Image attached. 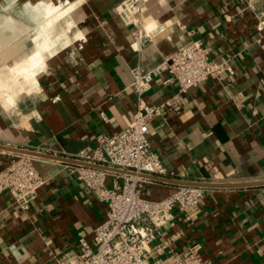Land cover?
I'll use <instances>...</instances> for the list:
<instances>
[{
  "label": "crops",
  "instance_id": "0c3cea01",
  "mask_svg": "<svg viewBox=\"0 0 264 264\" xmlns=\"http://www.w3.org/2000/svg\"><path fill=\"white\" fill-rule=\"evenodd\" d=\"M39 1L47 0H0V13L27 21L18 9ZM49 1L73 5L66 16L71 37L47 56L35 87L13 95L8 105L0 98V144L51 146L61 156L94 147L98 134L121 131L136 111L130 87L136 62L152 70L199 40L212 59L227 60L231 69L177 98V86L163 83L165 74L155 77L145 100L172 105L151 120L149 139L168 174L148 188L159 200L182 182L226 186L206 187L193 219L175 211L161 228L169 242L164 255L198 244L212 264H264V184L248 185L264 181V27H258L264 0H148L146 24L158 26L140 53L131 46L134 27L115 12L123 0ZM27 34L18 55L17 37L5 32L0 72L23 56L31 41ZM11 153L0 149V171ZM69 164L36 161L46 182L28 210L8 193L0 195V264H58L80 237L92 241L107 205Z\"/></svg>",
  "mask_w": 264,
  "mask_h": 264
},
{
  "label": "built area",
  "instance_id": "2783aa9c",
  "mask_svg": "<svg viewBox=\"0 0 264 264\" xmlns=\"http://www.w3.org/2000/svg\"><path fill=\"white\" fill-rule=\"evenodd\" d=\"M147 1L123 0L115 10L122 22L134 27L131 46L138 53L152 40L158 26L146 24ZM258 27L263 28L264 21ZM230 69L227 60L212 59L210 48L199 40L171 52L152 70L145 69L140 59L136 62L131 68L130 87L137 105L128 124L119 132L98 134L94 147L65 156L83 162L70 163V172L107 205V212L105 219L95 226L92 241L80 237L77 248L64 252L57 259L58 264H212L201 254L198 244L181 251L170 250L164 255L169 242L161 228L173 220L175 211L190 219L197 216L208 189L180 184L165 198L150 197L148 186L156 181L144 175L163 177L168 171L152 149L149 124L172 103L166 100L151 104L145 100V95L158 75H166L165 85L177 86L173 95L177 98L208 79H219ZM36 151L61 156L51 146ZM37 160L52 159L11 153L7 166L0 171V195L8 193L13 203L24 210L31 207L46 182L35 165ZM109 178L112 179L110 186ZM157 239L159 243L151 246Z\"/></svg>",
  "mask_w": 264,
  "mask_h": 264
},
{
  "label": "rangeland",
  "instance_id": "374dc122",
  "mask_svg": "<svg viewBox=\"0 0 264 264\" xmlns=\"http://www.w3.org/2000/svg\"><path fill=\"white\" fill-rule=\"evenodd\" d=\"M68 5L69 4L61 5L59 2H51L47 0L39 1L29 8H23L21 6L18 9L23 13V17H25L27 22L30 23L34 29L32 30L33 33L31 32L29 35L31 41L27 50L23 52V56L18 57L23 58L19 59L17 62L23 63L26 58L40 56V61L37 65H35L36 61L31 63V61L29 62L28 60L27 63H25V60L23 65L27 64V69L33 67L31 70L36 73L41 71V62L46 60L48 55L54 53L59 44H63L64 41L68 40V37H71L66 17L71 11L66 10L63 12ZM35 37L36 39H34ZM29 73L30 76L35 75L33 72ZM10 75L11 72H0V98L6 97V100L15 94L25 91L21 88V85H18V83L15 87L12 86L13 81L11 80ZM6 104L8 105V102Z\"/></svg>",
  "mask_w": 264,
  "mask_h": 264
},
{
  "label": "water",
  "instance_id": "95a60500",
  "mask_svg": "<svg viewBox=\"0 0 264 264\" xmlns=\"http://www.w3.org/2000/svg\"><path fill=\"white\" fill-rule=\"evenodd\" d=\"M34 28L30 23L22 19L19 15L15 16L13 14H6V13H0V47L4 45V43L7 41L8 37H5V32L8 30L17 37V53L20 54L21 50H24V47L21 49V44H23L24 40H21V36H24L25 34L29 33ZM1 150H6L14 153H21V154H28L31 156L41 157V158H47L62 162H69V163H83L81 161L68 158L65 156H57L52 155L48 153H42L38 152L33 149L28 148H22V147H14L9 145L0 144ZM117 170V169H114ZM150 179L158 181H164L165 178L158 177V176H149ZM181 184H190V185H196V186H202V187H217V186H226L224 184H208V183H200V182H182ZM264 184V181L256 182V183H249L248 185H262ZM247 185V184H246ZM232 186V185H230Z\"/></svg>",
  "mask_w": 264,
  "mask_h": 264
},
{
  "label": "bare ground",
  "instance_id": "6f19581e",
  "mask_svg": "<svg viewBox=\"0 0 264 264\" xmlns=\"http://www.w3.org/2000/svg\"><path fill=\"white\" fill-rule=\"evenodd\" d=\"M69 3V2H68ZM72 8H73V5L72 4H69L65 9H64V11L63 12H65L66 10H69V11H71L72 10ZM148 24H149V26L150 27H152V26H156L157 25V22L156 21H149L148 22ZM148 26V25H147ZM161 27V26H160ZM32 32V30L27 34V35H30V33ZM33 33V32H32ZM15 37V36H14ZM12 38V37H11ZM9 39V38H8ZM34 39H36V37L34 38ZM11 40H13V38L11 39ZM13 41H15V40H13ZM9 43H11V42H9ZM9 43H8V45H9ZM12 46V45H11ZM4 47V49H6L5 47L6 46H3ZM3 49V50H4ZM2 50V49H1ZM11 50H12V48H11ZM14 56V55H13ZM3 57V56H2ZM14 59V58H13ZM19 59H21V58H18V59H14V60H16L15 62H13V63H9L8 64V70H9V72H11V75H10V77H11V80L13 81V84H12V86L13 87H15V85L18 83V85H21V88H23L25 91L26 90H29V89H31V88H33V87H35L36 86V83H37V78L39 77V75L41 74V72H42V69H43V67H44V62H45V60H43L42 62H41V65H40V68H41V71L40 72H38V73H36V72H34V71H32L31 69L33 68H30V69H27L26 68V66H27V64H25V65H23V63H24V61L26 60V62L25 63H27V60L30 62L31 61V63H34V61H36L35 62V65H37V63L40 61L39 59H40V56H34V57H31V58H26L24 61H23V63L22 62H17V61H19ZM1 60V59H0ZM11 62H12V60H11ZM6 67V66H5ZM5 67H4V69H5ZM2 69H3V66H2ZM24 70V71H23ZM29 72H33V73H35V75L34 76H30V73ZM9 98V97H8ZM8 102V104H10V103H12L13 102V96H11L9 99H7L6 100V103Z\"/></svg>",
  "mask_w": 264,
  "mask_h": 264
}]
</instances>
